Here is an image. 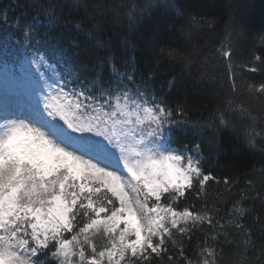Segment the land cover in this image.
Wrapping results in <instances>:
<instances>
[{"label":"snow or ice","instance_id":"snow-or-ice-1","mask_svg":"<svg viewBox=\"0 0 264 264\" xmlns=\"http://www.w3.org/2000/svg\"><path fill=\"white\" fill-rule=\"evenodd\" d=\"M81 3L73 0V6ZM84 8L95 26L110 10L100 2ZM138 18L130 14V23ZM60 19L49 9L21 33L39 78L35 113L25 105L18 114L0 115V264H45L41 257L49 255L58 264H172L169 252L185 257L184 240L199 230L197 222L218 226L196 204L176 203L198 195L214 177L203 175L191 155L176 154L169 133L185 121L174 119L176 111L157 100L151 86L136 83L134 67L119 73L113 64L114 80H82L57 42H29V33L50 30ZM14 35L0 33V48ZM39 43L45 51L36 48ZM160 53L192 63L193 53L179 45ZM73 84L78 87L65 91ZM230 87L237 91L234 77ZM224 114L221 125L230 123ZM248 237L242 247L234 242L240 264H250L255 244Z\"/></svg>","mask_w":264,"mask_h":264},{"label":"trees","instance_id":"trees-1","mask_svg":"<svg viewBox=\"0 0 264 264\" xmlns=\"http://www.w3.org/2000/svg\"><path fill=\"white\" fill-rule=\"evenodd\" d=\"M97 2L110 9L99 26L84 8ZM49 9L60 22L29 33V42H57L82 80L111 81L113 64L119 73L134 67L136 83L151 86L157 100L176 111L174 119L185 121L169 133L173 146L189 152L200 147L203 173L214 179L176 203L196 204L218 226L197 222L199 230L183 243L186 259L169 252L172 264H240L234 242L246 245L249 233L255 244L250 264H264V0H82L78 7L73 0H0V33L15 34L0 55L25 52L21 33ZM130 14L139 18L130 23ZM178 45L193 53L191 64L160 53ZM36 48L45 51L42 43ZM222 111L227 125L219 123Z\"/></svg>","mask_w":264,"mask_h":264},{"label":"rangeland","instance_id":"rangeland-1","mask_svg":"<svg viewBox=\"0 0 264 264\" xmlns=\"http://www.w3.org/2000/svg\"><path fill=\"white\" fill-rule=\"evenodd\" d=\"M29 56L30 53L22 51L13 55L10 61L8 58H3L2 55H0V101L21 103L24 106H29V108H34L32 111L35 112L38 107V98L35 95V89L39 87V78L28 63ZM76 87L77 86L74 84L69 85L65 88V91H69L71 88ZM84 102L87 103V100ZM3 114L4 113H1L0 115ZM29 114L30 113L27 115ZM176 154L185 156L191 155L196 162V166L201 168L202 159L198 153L177 149ZM185 163H187L186 160ZM202 174L205 175L203 170ZM200 179H202V176ZM65 235L68 238L71 236L70 233H66ZM41 259L45 261V264H58V262L53 261L50 255L47 258L42 256Z\"/></svg>","mask_w":264,"mask_h":264},{"label":"bare ground","instance_id":"bare-ground-1","mask_svg":"<svg viewBox=\"0 0 264 264\" xmlns=\"http://www.w3.org/2000/svg\"><path fill=\"white\" fill-rule=\"evenodd\" d=\"M0 60H1V59H0ZM5 100H6V99H5ZM7 103H8L11 107L13 106V103H11V102H7ZM7 103L4 102V104H2V102H0V106H1V107H0V108H1V109H0V114H1L2 111H5V110H4L5 106H9ZM10 106H9V107H10ZM21 106H22V105H21ZM12 109H13V111H14L15 113H14V114H10V113H9L10 115H15L16 113H18V112H17V109H14L13 107H12ZM30 109H34V108L31 107Z\"/></svg>","mask_w":264,"mask_h":264}]
</instances>
